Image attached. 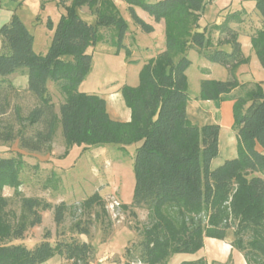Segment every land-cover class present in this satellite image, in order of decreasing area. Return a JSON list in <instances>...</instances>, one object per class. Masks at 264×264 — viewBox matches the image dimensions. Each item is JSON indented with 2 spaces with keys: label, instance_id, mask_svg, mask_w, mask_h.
Returning <instances> with one entry per match:
<instances>
[{
  "label": "trees",
  "instance_id": "1",
  "mask_svg": "<svg viewBox=\"0 0 264 264\" xmlns=\"http://www.w3.org/2000/svg\"><path fill=\"white\" fill-rule=\"evenodd\" d=\"M124 2L133 24L142 32L148 34L154 28L135 13V7L164 24V48L143 63L137 85L119 88L130 120H113L104 98L78 89L91 66L87 49L100 40L117 50L125 47L128 25L113 0H70L43 54L34 52L33 35L17 15L0 27V76L26 70L27 91L39 105L25 121L29 126L41 125L30 135L25 129L0 132V141L17 139L30 152L49 150L60 125L65 151L72 145L87 148L139 142L133 157L135 184L129 206L147 210V225L137 261L124 264H167L173 254L198 251L204 237L225 239L231 228L232 246L243 253L246 263L264 264V90L260 83H253L241 93L243 87L236 76L237 68L249 60L238 41L240 32L248 34L264 70V0H254L255 23L245 10L225 7L218 12L219 22L204 26L199 20L208 0ZM81 7L94 15V23L80 17ZM231 24L244 26L233 28ZM100 29L109 35L104 36ZM191 48L228 72L225 80L201 79L198 98L209 101L233 96L237 156L215 169L210 163L218 153L219 125L199 126L186 116V70L191 63L187 52ZM125 49L129 55L130 49ZM48 80L56 82L61 95L59 113L48 95ZM4 82L0 80V87ZM23 163L20 153L0 157V264H42L55 253L74 264H89L92 246L82 238L53 244L46 232L33 248L15 243L41 223L43 211L53 209L58 226L66 209L64 202L52 206L39 197L19 196L20 213L15 222L1 215L7 205L2 190L11 187L19 195ZM95 205L103 207L98 193L82 202L84 209ZM72 229L78 235L88 234L80 221ZM181 264L207 263L200 258Z\"/></svg>",
  "mask_w": 264,
  "mask_h": 264
},
{
  "label": "rangeland",
  "instance_id": "2",
  "mask_svg": "<svg viewBox=\"0 0 264 264\" xmlns=\"http://www.w3.org/2000/svg\"><path fill=\"white\" fill-rule=\"evenodd\" d=\"M68 2L70 0H0V27L9 21L13 14L17 15L33 35L34 52L43 54L48 48L53 30L60 15L65 12L64 6ZM122 4L119 10L128 25L127 34L123 40L125 47L117 50L104 40L90 46L87 53L92 57L91 66L78 89L91 93H101L107 99L110 97L115 99L114 106L120 112V116L122 117L125 112L130 118V110L126 106L121 92L109 93L123 84L137 85L139 71L147 55H149L147 51L152 53L155 47H163L164 34L162 33V36L158 34L160 29L163 32L164 24L162 21L160 23L151 21V17L139 8L138 12L146 19V22L155 25V32L147 34L137 30L127 9ZM233 5V9L246 8L247 11H250L249 19L254 23L256 22L257 13L254 0H234ZM207 6L204 8L205 13H207L201 22L203 26L209 21L207 17L211 6L206 9ZM78 13L86 22H95L94 15L90 13L87 7H81L78 9ZM100 30L104 36L109 35L106 29ZM239 34L248 36L246 32ZM125 48L130 49L129 55L126 54ZM250 49L252 50L251 45ZM187 57L191 61L186 70L188 98L191 101L195 99L202 101L198 98L202 69L198 66L205 59L193 48L187 52ZM215 66V70L210 75L214 79H227L226 69L220 64ZM261 70L264 73V70ZM251 77L248 74L242 76L244 79ZM2 78L0 76V80ZM9 81L12 86L24 90L17 91L8 85L0 87V132L16 133L25 129L27 135H30L41 125L29 126L25 117L34 107L39 105V101L26 91L28 87L26 72L12 74ZM261 85L264 90V84ZM245 89L246 87L240 89L241 93ZM47 91L55 112L59 113L61 95L55 81H47ZM232 97L230 94L224 99L209 100L217 104V107L214 108L217 119L223 121L222 118L226 120V116L233 118ZM220 105L221 108H219ZM225 125L223 124L222 130L219 126L221 132L218 139V153L210 163L211 169H215L225 160L237 156V137L233 123L232 126ZM58 130L61 131L60 125H58ZM10 143L6 142V144ZM138 145L139 142L125 146L105 144L87 148H84L83 145H72L65 151L63 136L61 139L59 134L55 132L49 144V150L43 148L36 152L42 159L47 153L51 156L53 150L54 154L50 162L42 164L32 161V164L27 165L23 163L19 174L20 186L17 189L19 195L15 194L14 188H3L2 195L6 196L7 205L1 210V215L10 223H14L20 213L19 196H28L42 198L50 202L52 206L64 202L66 205L64 220L57 226L53 219V209L43 211L41 223L29 228L25 232L23 240H18L15 243L33 248L43 239L44 234L49 232V240L53 244L57 241L69 242L73 239L78 241L81 238L88 241L92 246L89 264L136 262L140 252L139 243L147 225V210L129 206L135 184L133 157ZM94 193L101 196L103 207L95 205L89 209H84L82 207L83 200ZM77 221L88 228L87 235H78L72 229L73 224ZM227 232L234 237L233 228ZM204 238L203 246L198 251L173 254L168 258L167 264H181L183 261L202 256L204 246L206 248L204 256L208 259V264H247L243 253L233 247L232 243L229 244L232 246L231 250H226L224 239ZM42 264L74 263L55 253Z\"/></svg>",
  "mask_w": 264,
  "mask_h": 264
},
{
  "label": "crops",
  "instance_id": "3",
  "mask_svg": "<svg viewBox=\"0 0 264 264\" xmlns=\"http://www.w3.org/2000/svg\"><path fill=\"white\" fill-rule=\"evenodd\" d=\"M113 1L116 4V6L118 7V9L121 7V3H123L122 4L123 7L125 9H127V4L124 2V0H113ZM69 3L70 2H68V4ZM233 3H234V0H209V2L207 3L208 6L206 5L207 6L206 9L208 7H210V6L211 7H210V10L208 11L209 12V16L207 18H208L209 21L206 23V25L207 24H211L213 22H219L220 18L218 17V12L221 9L225 8V7H229L231 9H233V6H234ZM68 4L66 3V5H68ZM138 9H139L138 7L134 8L135 13L141 19H143L146 22V19L139 14ZM241 9L245 10L247 14H249V12H250V11H247V9L244 8V7L236 8L235 10H241ZM206 13H205V10H204L203 13H202V16L200 17L199 23H200L201 26H203L201 22L203 21V18L205 17ZM151 21H154L152 17H151ZM147 23H149V22H147ZM149 24H151V23H149ZM151 25L153 26L154 30H153V32L148 33V34H153L155 32V25L154 24H151ZM231 26L233 28H242L244 25L231 24ZM134 27H135V29L140 30L137 26H134ZM162 33L164 34V30L162 32L161 29H160V32H159L158 35L162 36ZM216 36H217V34H216ZM238 41L240 42L242 53H243L244 57H247L249 59L247 63L240 65L237 68V70H236V76H237V79H238L240 85H242V87H250L253 83L264 84V73L261 70L262 68H260L261 66H259L260 64H258V60H257V58H256V56L254 54V51L250 49L249 36H245V35H240L239 34L238 35ZM163 48H164V44H163V47H159V48L155 47L152 50V53H149V51H147V53L149 55H147L145 61L148 60L149 58H152V57L156 56L157 53L160 52ZM205 60H203L201 62V65L198 66V68H201L203 70V71L201 70L202 74L200 76V80L204 79V78L214 79L210 74L215 70L214 67H216L215 65H217V64L216 63H211L208 60H206L207 61L206 62ZM216 71H218V70H216ZM20 72L25 73L26 70L22 69V71H20ZM15 73H17V72H15ZM15 73H12V74H15ZM226 73H227V78H228V72H226ZM12 74L2 78L5 81L4 82V86L8 85V86L14 88V90H17V91L24 90V89H18L15 86H12L11 83H9L10 82L9 81V77ZM244 74H248V76H252V77L250 79L249 78L248 79H244V78H242V76ZM217 80H219V79H217ZM121 86H119L117 89L112 90L109 94L115 93V92H120L119 88ZM84 92H87V91H84ZM87 93H91V92H87ZM95 94H98L102 98H104V100L106 102V110H107L109 116L113 120L121 121V122L129 121V119H130L129 115L125 114V112L122 114V117L120 116V112L117 110L116 106H114L115 105L114 104L115 99H112L111 97L109 99H107L105 97V95L101 94V93H95ZM216 107H217L216 102L206 101V100L205 101L204 100L198 101L196 99L194 101H191V100L188 99V103L186 105V116L193 124H196V125H199V126H202V125H205V124L217 123V124H219L221 130L223 128L222 127L223 124H226L225 126H232L233 118H230V117L228 118L226 116V120H224L225 118L224 119L222 118V120L224 122L221 121L220 119H217L216 114L214 113V108H216ZM219 108H221V105L219 106ZM56 113H58V112H56ZM220 129H219V135H220V132H221ZM56 133H58L59 136L62 139V133H61V131L58 130V128L56 130ZM218 139H219V136H218ZM10 142H9L10 144H6V142L0 141V157H5L6 158V157L14 156L16 153H20L22 155V159H23L25 165L31 163L32 161L41 162L42 164H48L50 162V160H51L52 155L54 154V151L52 150V153H51L52 155L51 156L48 155L49 153H47V155L45 157H42V159H41L36 154V152H30L28 150L22 149L19 146V143H18L17 139H15L13 141H10ZM228 233L229 232H226V237H225V239L223 241L225 242L226 250H228V249L231 250L232 246L229 245V244L232 242L234 237H233L232 234L230 235ZM204 239H203V241H205ZM226 239H230V240H226ZM205 249L206 248L204 246V250H202V253H203L202 256L200 255V256L196 257L195 259H191V260H187V261H194V260L202 258L208 264V259H206V257L204 256V254L206 253Z\"/></svg>",
  "mask_w": 264,
  "mask_h": 264
}]
</instances>
